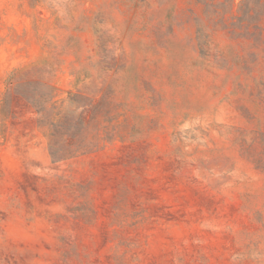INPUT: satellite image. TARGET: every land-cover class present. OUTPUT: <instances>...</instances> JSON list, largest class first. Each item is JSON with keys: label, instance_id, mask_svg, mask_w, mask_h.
<instances>
[{"label": "rangeland", "instance_id": "374dc122", "mask_svg": "<svg viewBox=\"0 0 264 264\" xmlns=\"http://www.w3.org/2000/svg\"><path fill=\"white\" fill-rule=\"evenodd\" d=\"M227 8L0 0V264H264V21Z\"/></svg>", "mask_w": 264, "mask_h": 264}, {"label": "trees", "instance_id": "16d2710c", "mask_svg": "<svg viewBox=\"0 0 264 264\" xmlns=\"http://www.w3.org/2000/svg\"><path fill=\"white\" fill-rule=\"evenodd\" d=\"M204 3L207 6V12L215 16L220 15L222 22H226L225 14L228 12V6L231 13L229 22L264 21V0H238L236 3L234 0H204ZM233 8L236 9L233 10ZM68 156V154H63L60 158Z\"/></svg>", "mask_w": 264, "mask_h": 264}]
</instances>
